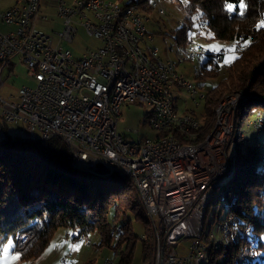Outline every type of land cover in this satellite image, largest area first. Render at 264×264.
<instances>
[{"label": "built area", "instance_id": "1", "mask_svg": "<svg viewBox=\"0 0 264 264\" xmlns=\"http://www.w3.org/2000/svg\"><path fill=\"white\" fill-rule=\"evenodd\" d=\"M42 1L17 0L14 7L0 12V24L14 28L9 32L0 30V61L6 65L13 58H20L36 81L34 87H22L16 101L0 95L2 119L22 124L27 134L37 140L63 139L73 159L87 163L92 172L101 162L119 174L136 176L156 226L157 264H197L199 214L209 185L223 175L229 160L231 117L237 112L239 98L246 94L232 96L224 104V110L219 113V127L208 138L204 151H181L180 145H173V139H163V146H151L149 138L129 143L122 135H115L117 124L107 117L105 96L111 80L119 83L117 111L122 98L143 96L150 107L148 122L152 129L156 130L169 119H177L175 130L193 131L199 126L196 114L180 108L172 110L169 105V96L173 94L168 88L167 76L178 77L172 73L175 60L170 49L171 38L166 37L168 58L159 59V49L150 44L154 37L148 33L144 19L129 11L131 29L123 28L119 16L120 7H125L123 3L88 0L85 11H76L79 0L70 3L49 0L63 23L59 41L54 44L52 37L35 24ZM154 2H159L165 12L159 0ZM110 5H118V12H111ZM86 12H94L95 20H86ZM41 19L47 20V17L44 15ZM78 27L99 39L102 45L74 60L71 51L61 43L73 42ZM134 30L144 32V42L136 41ZM187 41H191L192 62L199 61L201 56L221 61L226 55L239 53L233 47L232 53L201 51L192 48L190 36ZM142 49H152L155 56L151 73H144ZM181 78L185 94L198 92L205 97L199 89L189 88V81ZM263 118L258 113L255 125L262 126ZM79 237L76 236L78 242ZM183 240L189 241L187 246ZM68 259L64 256L62 264H67ZM104 264L112 261L106 260Z\"/></svg>", "mask_w": 264, "mask_h": 264}, {"label": "trees", "instance_id": "2", "mask_svg": "<svg viewBox=\"0 0 264 264\" xmlns=\"http://www.w3.org/2000/svg\"><path fill=\"white\" fill-rule=\"evenodd\" d=\"M147 1L117 0L125 5L121 8L140 6L148 13L152 7L146 5ZM226 3L236 4V11H226ZM239 3L240 0H186V19L190 22L189 17L200 14L206 23L200 24L207 25L210 40L243 45L234 54L226 79L217 80L219 62L212 58L203 62L199 78L217 80V83L212 84L204 97L198 142L213 129L215 109L225 94L251 93L256 99L251 97L250 101L264 108V27H259L264 20V0H243V15L239 14ZM172 34L178 35L185 46V26ZM2 65L0 61V68ZM243 105L248 106V100ZM242 106L238 108L239 116ZM0 129L3 133L0 137V249L11 240L13 252L22 260H35L47 250L55 232L66 228L76 231L80 237L98 234L99 246L114 249L119 255L116 264H134L140 243L142 263H151L154 237L145 206L131 178L115 170L101 176L81 169L75 164L68 144L59 137L31 140L12 136L1 115ZM161 136L158 134L157 138ZM231 146L235 154L220 198L225 200L226 215L233 218L238 239L223 243L218 250L211 247L209 264H237L240 249L256 252L255 239L242 247L252 233L258 240L256 248L264 253V151L261 152L259 143L249 144L237 132L230 139ZM134 222L146 226L147 237L142 241L133 232Z\"/></svg>", "mask_w": 264, "mask_h": 264}, {"label": "rangeland", "instance_id": "3", "mask_svg": "<svg viewBox=\"0 0 264 264\" xmlns=\"http://www.w3.org/2000/svg\"><path fill=\"white\" fill-rule=\"evenodd\" d=\"M161 4L164 6L166 10L165 15L161 13L159 6H154V0H148L146 5H150L152 7L150 12H145L140 6H137V10H139L143 16L144 20L146 21V28L149 34L154 37V40L150 42L153 47H157L159 49L160 55L163 59L168 58L166 53L167 44L165 43L164 39L166 37L171 38V41L174 40V36L172 34V29H177L180 27V22L182 20L187 21L188 13L185 10L186 0H159ZM13 0H0V12L4 11L12 4ZM56 10L52 9H43L41 11V15L48 17V21H38V27L44 30L47 34L52 37L53 43L56 44L59 41L58 33L63 30V23L56 15ZM190 20L187 21L189 28H188V35L197 42L199 45L204 47L207 50H215L220 51L226 48H232L233 43L225 40H210L208 35L206 34V26L200 23H204L205 21L200 18V14L193 15L192 17L188 18ZM170 20V22H169ZM9 26H5L0 24L1 31L9 30ZM173 36V37H172ZM181 43V42H180ZM61 45L65 49H69L72 53V58L74 60H78L83 58L85 54L88 52L101 47L102 43L99 39L89 36L85 30L81 27H78V32L73 40V42H62ZM183 47L182 55L186 58V61L183 63H179L178 72L179 75L183 76L187 81L192 82L196 85V88L202 94H206L212 87V84L217 83V80L226 79L229 76L230 72V63L226 62L227 58L229 57H236V55H226L224 59L219 61L220 67V76L217 80H209L207 78H197L195 76L194 70H192L194 62L190 61L187 58V47L181 43ZM234 47V45H233ZM218 49V50H217ZM173 58L177 60V56L173 53ZM207 56H204V59ZM20 62V58L15 57L13 60L15 64V68L13 72H9L7 67L2 69L1 79L3 85L0 87V94L6 98L12 97L13 101L18 100V93L20 89L24 86L27 87H34L36 85V81L28 74V71L25 66H23ZM215 62V61H214ZM258 82V81H257ZM207 84H210L207 86ZM172 89L173 100L175 104V108L181 111H189L195 112L196 118L198 120L202 119L204 114V100L201 98V94L198 93L197 101L199 105H196V102L189 96V93L183 90L177 85H174ZM244 92L245 102L248 100V106H242L240 108V117L242 116L243 121L241 119L238 120L236 124H234L233 131L231 133L230 139L235 132L243 136L247 143L249 144H256L259 143L261 152L264 151V125L257 126L255 125L254 121L257 120L258 113L261 114V117H264V108L256 105L255 102H251V97L255 98L256 96L251 93H246L245 91H235L234 93ZM230 94V93H227ZM232 94V93H231ZM226 95V94H225ZM224 95V96H225ZM249 96V97H248ZM256 99V98H255ZM251 103H250V102ZM244 102V103H245ZM243 103V104H244ZM238 111V110H237ZM150 112V107H148L145 103H141L139 101L135 102H126L123 104L121 108V116L118 122V133L123 136L127 141L130 142H138L140 138H149L155 139L158 136V133L155 129H152L150 126L147 116ZM244 116V117H243ZM249 117V125L246 121V118ZM215 120V117H214ZM4 121V120H3ZM201 121V120H200ZM264 121V118H263ZM5 122V121H4ZM202 123V121H201ZM8 133L12 136H18L21 138H28V134L22 124L17 123H8ZM215 124V121H214ZM259 125V123H257ZM243 130V135H242ZM212 131V130H211ZM3 136L0 129V137ZM229 139V140H230ZM230 143V141H229ZM229 143L227 145V154L232 161V158L235 154L233 146L229 148ZM75 164L79 166L83 170H90V167L87 163H79L75 161ZM232 167V164H231ZM113 172V171H112ZM228 178V177H227ZM227 178L223 179L221 185L222 187L219 188L213 195L212 201L208 206L206 218H205V225L203 230V238L206 239L207 233L212 229L214 230V234L218 237L221 236L222 232V222L228 216L226 215L227 207L225 200L220 198V193L224 190L227 184ZM146 211V210H145ZM145 215L149 221V229L151 233L153 232V223L151 222L150 218L148 217L147 212ZM156 223H159V220L156 219ZM133 232L138 237L145 235L146 233V226L143 223L134 222L133 223ZM77 233L74 230L66 229V228H59L53 237V241H51L47 250L37 259L31 261H24L20 257L18 260L9 261V264H62V258L64 256H68L67 264H104L106 260H110L113 264H116L119 260V255L115 252L114 249H110L107 247H100V237L98 234H92L88 237L84 238L81 241L79 237V242L76 241ZM86 239L92 241V246L86 245ZM245 239V238H244ZM255 239V250L258 255L255 258L246 257V260L240 259L241 249L239 251V256L237 259V264H256L260 262V260L264 264V253L259 252L257 247V238L256 236L251 234L250 240H247L245 245L242 247L249 245L251 240ZM188 240H183V245H188ZM11 245L9 256H16L17 254L13 252V242L7 241L4 246L0 249V264H3V248L9 247ZM69 245L75 247L79 245V250H72L69 248ZM156 242L153 239V249L155 248ZM241 247V248H242ZM152 249V250H153ZM153 250L152 259L150 264H155L154 261V253ZM246 256L247 252H243ZM245 258V257H244ZM255 259V260H254ZM254 260V261H253ZM249 263H248V262ZM134 264H143L141 259V244L138 243L137 245V252ZM149 264V263H148Z\"/></svg>", "mask_w": 264, "mask_h": 264}, {"label": "bare ground", "instance_id": "4", "mask_svg": "<svg viewBox=\"0 0 264 264\" xmlns=\"http://www.w3.org/2000/svg\"><path fill=\"white\" fill-rule=\"evenodd\" d=\"M153 4H154V6H159L161 13L165 15L166 10L164 9L163 5H162V8L165 12H163L161 10L159 2H154ZM12 7H14V6H12ZM86 7H88V0L76 1V11H85ZM137 9L138 8L136 6H128L126 8L120 7L119 16H120V20H123V28L124 29H131V20L129 19V11H133L134 16H137V17L144 19L143 14ZM110 11L111 12H118V5H110ZM86 20H95V13L94 12H86ZM187 21L182 20L179 22H180L181 26H185L187 28V37H188L189 36L188 35L189 25H188ZM169 22H170V20H169ZM203 24L205 25L206 23L204 22ZM175 31H176V29H175ZM172 32H174V31H172ZM173 36H174V40L176 39V41H171V48L170 49H171V54L174 53L177 56V60H175L173 58V60H175V65L172 66V73H176V75L178 77L167 76V83H168L169 89L173 88L174 85H177L180 88L182 85V87H183V78H181L183 76L179 75L178 67H179V63H183L186 61V58L182 55V52L184 49H183L180 41L178 40V35L173 34ZM134 37H135L137 42H144V32L142 30H134ZM164 41L167 44L166 38L164 39ZM185 45L187 47V58L191 61V54L189 51V48H191V41L186 40ZM192 48H196V49L201 50V51H215V50L205 49L204 47L199 45L194 40H193V47ZM233 48L239 49V52H240L243 49V45H242V43L238 42V43H235ZM230 49H232V48H226V49H223L220 51L225 52V53H232V51H229ZM166 53L168 55V49L166 50ZM206 58H212L213 59V57H209V56H207ZM142 59H144V61L146 63V65H144V73H151V65L155 64L154 63L155 62V56H154V54H152V49H142ZM159 59H163L160 55V52H159ZM205 59H204V56H201L199 61L194 62L195 64L193 65L192 70H194L195 76L197 78H199L203 73L202 66H203V62ZM213 61L219 62V60H213ZM189 88L197 89L196 85L192 82H189ZM118 90H119L118 80L109 81L107 95L105 96V108H106V112H107V117L109 119H112L113 122L114 123L116 122V124H117L115 126V135H120L118 133V122H119L118 117L121 116V108H122L123 104L126 102H135V101L145 103V97H143V96H135L134 98L133 97H124L120 100V105H118V111H117L115 100L118 96ZM171 92H172V89H171ZM188 93H189V96L196 102V105H199V102L197 101L198 92H188ZM243 94H244V92H239V93H234V94L233 93L232 94H226L223 97V99H221V102L219 103V105L215 109L214 127H213L212 131H210V133L207 135V137L204 140L199 141V142L197 141L199 136H200V128L202 126L201 121L198 120L197 118H196V123L199 124V126L196 127L193 131H187V130H183V129L182 130H175L177 127V119H169V122L163 123V125H158L156 127L155 131L158 134H163V136H161L159 138L151 139V146H156V145L157 146H163V139H169V140L173 139V145H180L181 151H191V150H195L196 152L197 151H204V145H207L208 141H209L208 138L210 139L212 137V134L215 133L216 129L219 127V123H220L219 113H221V111L224 110V104L228 100H231L230 98H232V96L243 95ZM245 97H247V96H242L239 98L237 110L245 102V100H246ZM201 98L204 100V98L202 96H201ZM169 105L172 106V110H177L175 108L173 95L169 96ZM237 112H234V114H232V117H231L230 136H231V133L233 131L234 124H236L239 119H241V121H243V119H244V118H242V116L240 117ZM246 121L248 122V125H249V117L246 118ZM263 125H264V121H263ZM166 133H169V134L165 135ZM177 134H178V136H177ZM28 137L31 140H37V137L31 136L30 134H28ZM230 171H231V163H230V159H229L227 161V165L224 166L223 175L219 179H217L215 182H213V184L211 183V185H209L208 194H207V196H205V200L203 201V208H201V212L199 214V225L197 228L198 251L200 253V257L197 259V264H209V262L207 260H208L209 254H210V248L211 247H212V249L218 250V249H220V247L223 243L227 244L230 242H236L238 239L237 233L233 230V226H232L233 218H232V216H229L225 220L221 221L222 222L221 223L222 224V232H221L222 234L220 237H218L216 234H214L215 233L214 230L211 229L207 233L206 239L203 238V236H204L203 230H204V225H205L204 220L206 218L208 206L211 203L212 193L216 192L221 187V183H222L223 179L225 180L227 174ZM123 176H126V177L132 179L133 184H135V186L138 189V192H139L140 197L143 201V204L145 206V210L148 214V217L150 218L151 222L153 223V214H151V212L149 210L150 207L145 203L144 196H142L141 186H139V182H138L137 177L133 176V175H123ZM221 195H223V194L221 193ZM247 230H248V228H247ZM152 234L154 237L153 239L156 242V226H154V223H153ZM146 237L147 236L142 235V240H144ZM84 238H86V236H81L80 237L81 241H83ZM86 245L88 247L92 246V241L89 239H86ZM153 250L155 251L154 253L156 255V251L158 250L157 249V243L155 245V249H153ZM243 252H247L246 256L244 255ZM155 255H154V261H155V264H157V260H156ZM256 255H258V254L254 250H246L245 249V250L241 251L240 259L245 261L246 257L255 258ZM246 260H248V259H246ZM112 264H113V262H112Z\"/></svg>", "mask_w": 264, "mask_h": 264}, {"label": "snow or ice", "instance_id": "5", "mask_svg": "<svg viewBox=\"0 0 264 264\" xmlns=\"http://www.w3.org/2000/svg\"><path fill=\"white\" fill-rule=\"evenodd\" d=\"M244 8H245V5L243 3V0H240V3H239V9H240L239 14L240 15H243V9ZM236 9H237V5L236 4H233V3H226L225 4V10L228 11L229 13L235 12ZM259 27H264V20H262V22L259 25ZM229 51H233V49H230ZM234 58L235 57H229V58H227L226 62H231V60L234 59ZM10 248H11V245H9V247L3 248V253H4L3 264H9V261H15V260L19 259L18 255L11 256V257L9 256ZM69 248L72 249V250H77L78 251L79 250V245H76L75 247H73L72 245H69Z\"/></svg>", "mask_w": 264, "mask_h": 264}, {"label": "crops", "instance_id": "6", "mask_svg": "<svg viewBox=\"0 0 264 264\" xmlns=\"http://www.w3.org/2000/svg\"><path fill=\"white\" fill-rule=\"evenodd\" d=\"M67 2H72L73 0H66ZM16 2H17V0H13V2H12V4L9 6V7H12V6H14V4H16ZM53 7H51L50 6V2H49V0H44V1H42V4H41V7H40V14H39V17L38 18H36L35 19V24H36V26L38 27V21H48L49 19H48V17H47V20H43V19H41V17H42V15H41V11L44 9H47V10H49V9H52ZM61 20V19H60ZM62 21V20H61ZM5 27V26H4ZM10 27V29L9 30H7L6 32H9V31H11V30H13L14 28L12 27V26H9ZM3 32H5V31H3ZM15 58H13L12 60H10L6 65H2L1 66V68H0V87L3 85V83L4 82H2V79H1V73H2V69L4 68V67H7L8 68V71L11 73V72H13V70H14V68H15V64H14V62H13V60H14ZM19 62V61H18ZM21 63V61L19 62V64ZM22 64V63H21ZM23 66H25L24 64H22ZM1 95V94H0ZM18 95H19V93H18Z\"/></svg>", "mask_w": 264, "mask_h": 264}, {"label": "water", "instance_id": "7", "mask_svg": "<svg viewBox=\"0 0 264 264\" xmlns=\"http://www.w3.org/2000/svg\"><path fill=\"white\" fill-rule=\"evenodd\" d=\"M93 173L101 176L110 175L112 173V170L107 167L105 164L99 162L95 165L93 168Z\"/></svg>", "mask_w": 264, "mask_h": 264}]
</instances>
